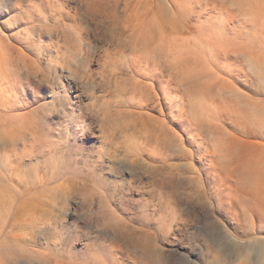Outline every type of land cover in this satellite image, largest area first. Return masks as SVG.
I'll list each match as a JSON object with an SVG mask.
<instances>
[{"label": "rangeland", "instance_id": "1", "mask_svg": "<svg viewBox=\"0 0 264 264\" xmlns=\"http://www.w3.org/2000/svg\"><path fill=\"white\" fill-rule=\"evenodd\" d=\"M20 3L0 0L9 28ZM41 3L50 19L39 25L40 59L16 42L18 33L0 32V82L18 101L16 111L0 106V141L7 136L9 143H0V264H81L98 233L107 237L104 264H198L200 257L206 264H264L257 253L264 226L240 234L225 223L204 195L199 170L170 157L183 154V143L163 113L155 114V89L141 67L155 58L174 70L177 91L208 130L206 152L228 182L226 199L249 222L257 219L253 213L264 215V145L237 138L218 118L230 85L216 81L208 56L206 37L214 29L210 20L200 22L206 0H74L71 11L55 0ZM258 10H230L241 35H249ZM54 85L82 101L77 107L94 131L86 141L94 159L74 147L61 151L40 135L33 101ZM62 216L83 225L63 259L38 246Z\"/></svg>", "mask_w": 264, "mask_h": 264}, {"label": "snow or ice", "instance_id": "2", "mask_svg": "<svg viewBox=\"0 0 264 264\" xmlns=\"http://www.w3.org/2000/svg\"><path fill=\"white\" fill-rule=\"evenodd\" d=\"M55 2L63 5L68 11L75 6L74 0ZM206 2L208 12L200 22L210 20L214 29L206 37L211 41L208 56L216 81L223 80L230 85V88L225 89L226 103L220 109L218 118L237 138L264 145V0H206ZM242 5H259L257 15L246 29L249 33L246 37L241 35L240 27L235 23L230 11ZM18 8L19 13L17 19L12 22L14 25L12 28L6 23L9 17L0 14V32L9 35L18 33L16 42L40 59V53L44 51L45 37L39 32V25L50 19L46 6L41 0H21ZM212 17L216 19L212 20ZM218 49H225L228 54L223 55ZM252 53H256L258 63L253 59ZM241 63L246 65L243 72ZM141 67L147 72L144 78L148 79L155 89V97L151 101V105L156 109L155 114L163 113L174 137L183 143V154L176 156L169 153L170 157L184 161L199 170L203 179L204 195L214 204L215 215L221 219L227 216L225 223L231 221L237 225L240 234H250L254 229L264 226V215L253 213L257 219L255 222H249L242 210L226 199L225 187L228 182L224 173L214 167L215 162L209 159L206 152L208 130L202 119L193 118L190 107L177 91L174 70L163 60L157 61L155 58L149 60L147 64L141 62ZM20 79L23 80V77ZM17 102L13 90L0 82V106L5 110L16 111ZM33 103L37 106L40 135L47 137L49 142H58L52 144L53 147H59L61 151L74 147L85 154L91 152L92 159L98 155L95 150L87 147V137L94 135V131H89L82 123L86 117L77 107L82 101H77L71 90L54 85L45 89L43 96ZM151 105L149 110H152ZM0 143L7 149L9 147L7 136ZM259 195L264 198V188ZM132 211L135 213L138 210L133 208ZM144 226L155 227L151 222H145ZM82 227L79 218L72 216L52 220L46 234L47 239L39 241L38 246L48 247L62 259L66 258L65 253L71 241ZM97 235L99 238L95 241V248L91 250V254H83L81 264H104L109 255L105 243L106 235L103 233ZM61 241L63 243H60ZM54 242L60 243V247H53ZM179 250L178 248L177 251ZM75 254L78 258L81 255L79 251H75ZM208 258L211 259L210 251ZM123 264L130 262L125 260ZM198 264H206L205 259L198 258Z\"/></svg>", "mask_w": 264, "mask_h": 264}, {"label": "bare ground", "instance_id": "3", "mask_svg": "<svg viewBox=\"0 0 264 264\" xmlns=\"http://www.w3.org/2000/svg\"><path fill=\"white\" fill-rule=\"evenodd\" d=\"M142 36H146V33H143L142 35H141V37ZM257 253H258V260L261 262H264V249H260V250H258L257 251ZM250 260V259H249ZM251 262L252 263H255L253 260H251Z\"/></svg>", "mask_w": 264, "mask_h": 264}]
</instances>
